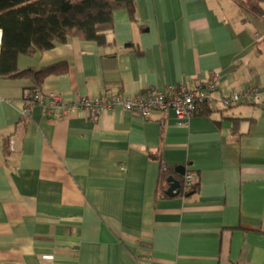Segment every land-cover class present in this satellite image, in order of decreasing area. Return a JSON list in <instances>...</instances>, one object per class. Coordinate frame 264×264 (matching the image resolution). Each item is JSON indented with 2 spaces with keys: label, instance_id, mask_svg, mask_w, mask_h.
I'll use <instances>...</instances> for the list:
<instances>
[{
  "label": "crops",
  "instance_id": "1",
  "mask_svg": "<svg viewBox=\"0 0 264 264\" xmlns=\"http://www.w3.org/2000/svg\"><path fill=\"white\" fill-rule=\"evenodd\" d=\"M109 39H73L17 67L65 61L37 88L65 97L162 91L212 72L223 94L264 86V18L234 0H134L132 17L114 12ZM34 87L0 77V264H264V104L203 106L184 124L120 108L22 115ZM161 166L193 171L196 191L156 196Z\"/></svg>",
  "mask_w": 264,
  "mask_h": 264
},
{
  "label": "trees",
  "instance_id": "2",
  "mask_svg": "<svg viewBox=\"0 0 264 264\" xmlns=\"http://www.w3.org/2000/svg\"><path fill=\"white\" fill-rule=\"evenodd\" d=\"M234 1L249 15L264 18V0ZM133 9L134 0H0V77H31L35 87L28 90L25 100L29 99L45 77L66 72L67 64L61 61L37 71L19 70L18 57L32 56L73 39L94 41L100 47H107L112 43L109 35L114 12L126 10L132 17ZM9 143L10 138H5V152ZM170 177L180 184L177 196H189L196 191V185L184 191L183 175L175 168L161 166L156 196H172L167 194Z\"/></svg>",
  "mask_w": 264,
  "mask_h": 264
},
{
  "label": "built area",
  "instance_id": "3",
  "mask_svg": "<svg viewBox=\"0 0 264 264\" xmlns=\"http://www.w3.org/2000/svg\"><path fill=\"white\" fill-rule=\"evenodd\" d=\"M218 81V74L212 72L207 79L199 80L194 85L169 86L162 91L151 88L133 95L122 92L104 93L96 98L83 95L65 97L56 92L43 94L39 89H35L31 97L25 100L22 115H27L34 104L40 105L46 113L53 110H59L60 116L82 113L91 120L103 112L120 108L142 120L155 112L166 115L171 111L178 124H184L203 106L217 109L264 104L263 85H249L230 94H223L218 87ZM194 185L195 173L186 171L183 175V190L188 191Z\"/></svg>",
  "mask_w": 264,
  "mask_h": 264
},
{
  "label": "water",
  "instance_id": "4",
  "mask_svg": "<svg viewBox=\"0 0 264 264\" xmlns=\"http://www.w3.org/2000/svg\"><path fill=\"white\" fill-rule=\"evenodd\" d=\"M176 170H177L179 173H181V174L184 172L183 168L180 167V166L177 167ZM168 181L170 182V186H169V188L167 189V194H169V195H174V194H176V193L178 192L179 187H180L179 182L176 181V180H175L174 178H172V177H170V178L168 179Z\"/></svg>",
  "mask_w": 264,
  "mask_h": 264
}]
</instances>
